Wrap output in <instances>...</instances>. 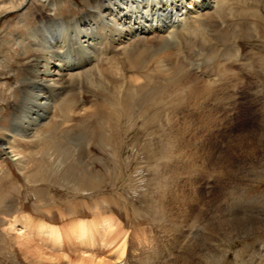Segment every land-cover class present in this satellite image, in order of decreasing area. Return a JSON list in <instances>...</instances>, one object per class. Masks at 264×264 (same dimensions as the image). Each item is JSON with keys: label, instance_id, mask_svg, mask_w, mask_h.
<instances>
[{"label": "rangeland", "instance_id": "obj_1", "mask_svg": "<svg viewBox=\"0 0 264 264\" xmlns=\"http://www.w3.org/2000/svg\"><path fill=\"white\" fill-rule=\"evenodd\" d=\"M91 1L62 0L60 6L43 9L32 5L28 26L18 30L27 38L32 28L54 18H68L63 22L69 26L77 18L84 25L82 16ZM16 16L19 18L15 13L0 19V59L6 60L8 55L3 38L10 35L5 31L10 28L7 31L17 33L15 27H9ZM253 19H229L228 28L212 46L184 41L176 47L180 64L195 69L201 86L194 83L193 76L168 83L156 75L151 83L121 90L119 84L108 83L110 74L103 79L106 64L79 68L72 88L59 101L53 92L44 90L51 113L45 122L43 116L36 118L50 126L51 132L42 134L41 140L29 133H11L16 106L23 100L28 62L19 51L11 63L0 64L1 84L15 88L14 95L7 94L8 88L0 93V154H4L1 140L14 136L15 153L22 158L21 164L0 158V264H33L11 230L23 215L59 227V245L32 238L49 254L95 256L109 264H186L188 245L197 238L209 239L201 214L212 205L228 207L239 217L247 214L264 225V171L252 174L253 166L248 165L238 176L229 177L225 172L232 161L225 155L236 139L264 136V20ZM50 26L49 33L54 35L58 28L54 22ZM70 36V31L64 35L66 39ZM152 53L144 57L145 65L135 74L153 73L148 66L158 53ZM73 54L84 65L81 53ZM90 78L95 79L94 84ZM227 90L231 98L224 95ZM79 99L95 110L92 116L70 112ZM102 217L110 219V229L94 230L91 223L97 227ZM79 221L92 228V237L82 241L77 234H69ZM212 233L214 260L264 264V228L231 239L219 231ZM194 264L200 263L196 260Z\"/></svg>", "mask_w": 264, "mask_h": 264}, {"label": "bare ground", "instance_id": "obj_2", "mask_svg": "<svg viewBox=\"0 0 264 264\" xmlns=\"http://www.w3.org/2000/svg\"><path fill=\"white\" fill-rule=\"evenodd\" d=\"M61 2L62 0H0V19L3 16L7 17L15 13L19 16V18L16 16L17 20L14 21V24L9 25V27L16 28V35L7 31L10 28L4 33L10 35V38L5 36L3 38L8 43L6 60L11 63L12 58H16L20 54L19 51H21V57L29 64L28 67L26 66L27 78L23 100L19 106H16L13 116L11 133L14 136H25L26 133H29L32 138L41 140L43 139V137L41 138L42 134L49 135L48 130L50 133L51 128L44 122L49 118L51 107H49V101L47 102L45 91L53 92L59 101L64 96L65 91L72 88L76 75H79V73H76L79 68L86 70L90 65L98 68V63L106 64L107 69L102 74L103 79L110 74L112 78L110 77L108 83L113 84L115 82L119 84L121 90L127 89L129 85L137 87L145 84L144 82L151 83L150 80L154 79L156 75L164 77L168 80V83H175V79L178 80L179 77L186 79V77L193 76L194 83L201 86L202 82L194 76L195 69L188 70L187 67L180 64L181 61L177 58L176 47H180L181 42L184 41L187 43L188 41L189 43L190 41L193 43L202 41L212 46L214 43L212 41L227 27V21L234 19V17L244 19L252 16L256 22L264 20V3L261 0H92L88 12L82 16L86 19L84 25L77 18L70 26L68 23L63 22V20L68 22V18L60 19V21L56 18L52 21L46 19L42 21L40 27L32 28L27 33V38L22 36L18 29L28 26L27 17H31L32 5H39L43 9L46 5H51V7L60 6ZM233 10H236L235 13ZM51 12L49 11V13ZM53 22L58 31L55 30L54 35H51L49 30L50 24ZM258 26L257 23L254 25L255 28H258ZM68 31H70L71 36L66 39L64 35ZM28 43H31L33 47H29L28 45L31 44ZM75 52L81 53L84 57V65H79L76 56L73 54ZM152 52L158 53L151 65L148 66V71L152 70L153 75L149 72L145 75L135 74L134 72L141 70L145 65L144 57L149 56ZM6 60L0 59V64L6 65ZM90 70H87V73L92 75L93 72ZM99 72L101 71L99 70ZM94 80L90 78L93 84L95 83ZM3 88H8L7 94L13 93L14 95L15 88L9 87L7 83L3 85L0 82V93ZM224 95L229 98L232 97L231 91L228 90ZM207 96L216 97L215 94H207ZM73 105L74 108L70 112L82 115V117L92 116L95 112L90 108L91 106H87L86 100L83 99L77 100ZM41 111L43 114H40ZM36 116H43L44 122ZM69 131L71 130L69 129ZM14 136L1 140L4 154H0V158L9 157L21 164V156L15 153L16 141ZM262 137L264 136L254 135L249 140L242 138L233 142L225 155L226 158L232 159L227 165L228 169L226 167L227 176L230 177L232 174L238 176V172L247 169L246 166L248 165L253 166L252 174L264 171V162L262 163L264 160V139ZM23 165L25 166V163ZM236 168L238 170L233 171ZM211 202L213 201L211 200ZM201 215L206 219L203 229L205 232H209V239L206 237L204 241H198L197 239L200 238H197L196 241L192 240L194 242H190L191 244L188 245L184 253L186 264H194L196 260L202 264V261L207 259H211L210 264H221L222 260H214L216 246L211 244L215 240L212 231H215V233L219 231L222 237L231 239L256 233L264 228L262 223L256 221L257 219H250L247 214H240L239 217V214L237 215L228 207H215L212 205L209 211ZM103 218L105 217L101 218L100 224H96L97 227L91 223L94 230L97 228L103 231L110 229V219L108 221ZM71 228L72 233L69 234H77L82 241L88 236L92 237L91 232L93 230L84 221L76 222V225ZM11 230L14 232L18 246H21L33 264H109L95 256H83L75 253L64 257L49 254L32 240L38 236L39 239L45 238L56 246L61 244V231L59 227L43 221H36L31 216L23 215L17 219L12 224Z\"/></svg>", "mask_w": 264, "mask_h": 264}]
</instances>
